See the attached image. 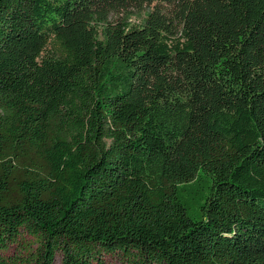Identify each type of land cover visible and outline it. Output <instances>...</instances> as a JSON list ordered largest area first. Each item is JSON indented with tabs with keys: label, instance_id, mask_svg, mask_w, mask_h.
I'll return each instance as SVG.
<instances>
[{
	"label": "trees",
	"instance_id": "obj_1",
	"mask_svg": "<svg viewBox=\"0 0 264 264\" xmlns=\"http://www.w3.org/2000/svg\"><path fill=\"white\" fill-rule=\"evenodd\" d=\"M57 262L264 264V0H0V264Z\"/></svg>",
	"mask_w": 264,
	"mask_h": 264
},
{
	"label": "rangeland",
	"instance_id": "obj_2",
	"mask_svg": "<svg viewBox=\"0 0 264 264\" xmlns=\"http://www.w3.org/2000/svg\"><path fill=\"white\" fill-rule=\"evenodd\" d=\"M133 20H135V18H133ZM57 264H58V262H57ZM116 264V263H115Z\"/></svg>",
	"mask_w": 264,
	"mask_h": 264
}]
</instances>
